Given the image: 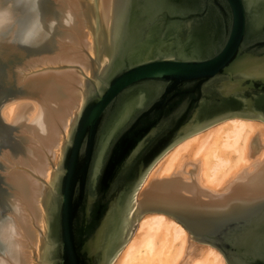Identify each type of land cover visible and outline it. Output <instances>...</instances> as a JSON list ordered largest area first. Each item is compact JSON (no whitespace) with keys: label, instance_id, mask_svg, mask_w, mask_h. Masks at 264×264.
Segmentation results:
<instances>
[{"label":"water","instance_id":"water-1","mask_svg":"<svg viewBox=\"0 0 264 264\" xmlns=\"http://www.w3.org/2000/svg\"><path fill=\"white\" fill-rule=\"evenodd\" d=\"M194 1L187 16L178 0H116L110 31L99 0L83 1L96 56L47 185L41 264H113L148 212L180 222L227 264H264V197L137 200L179 141L227 118L264 121V0Z\"/></svg>","mask_w":264,"mask_h":264},{"label":"bare ground","instance_id":"bare-ground-1","mask_svg":"<svg viewBox=\"0 0 264 264\" xmlns=\"http://www.w3.org/2000/svg\"><path fill=\"white\" fill-rule=\"evenodd\" d=\"M83 1L0 4V19L7 26L2 24L0 30L5 50L16 49L11 46L12 15L7 5L19 13L12 21L19 26L16 34H22L21 56L13 72L4 75L14 86H8L1 106L5 119L0 123V264H41L49 228L47 185L84 100L85 81L92 76L96 56ZM115 1L99 0L106 31L111 29ZM40 63L45 65L20 75L23 68ZM65 63L71 67L55 69ZM26 98L35 100L30 99L31 105ZM138 192L137 200L201 205L264 197V121L227 118L186 137L157 161ZM113 264L226 261L214 246L195 243L180 222L148 212Z\"/></svg>","mask_w":264,"mask_h":264},{"label":"rangeland","instance_id":"rangeland-1","mask_svg":"<svg viewBox=\"0 0 264 264\" xmlns=\"http://www.w3.org/2000/svg\"><path fill=\"white\" fill-rule=\"evenodd\" d=\"M2 1L3 0H0V4L2 3ZM6 6V5H5ZM6 11L8 12V14H10V15H12V17L11 18H9L8 19V27H9V29H11V38H10V40H11V46H13L14 48H16L15 50L13 49V51H12V49L10 48V49H8V51H6V52H8L9 53V57H11V59H9V63H7L6 64V62L5 63H3V62H1L0 63V123L1 122H3L2 121V118H4L5 119V116L2 114V110H1V106H2V102L4 101V97H5V91L7 90V88H8V86H10L9 88H13V84L11 85V82H9V80H7L6 78L4 79V75L6 74V76H9L12 72H13V69L15 68V65L17 64V61L19 60V57L21 56L20 54L22 53V49H20L19 50V48H18V46H20L21 47V44L19 43V37H20V35H22V34H20V35H18V34H16L17 32H15L17 29H19L18 27L19 26H15L14 24V22L13 21H15L16 20V16L19 14L18 12H16L15 10H14V6H12V5H7L6 6ZM12 18H13V21H12ZM4 22L2 21V18L0 19V30H1V28H2V24H3ZM19 25H22L21 23L19 24ZM3 27L4 28H6L7 26H6V24H3ZM89 29H91L90 27H89ZM6 35V34H5ZM2 40H3V36H2V32L0 31V42H2ZM22 48V47H21ZM20 59H22V58H20ZM67 63V62H66ZM65 63V66L63 65H61V64H64V63H61L60 65L61 66H58V65H56V68L55 69H57V70H65V68L66 67H71V65L70 64H66ZM42 65L44 66L45 64L44 63H40V64H37V66H35V68L33 67V68H29V66L28 67H26V68H23L22 69V74L20 73V75L22 76L23 75V73H26L27 74V72H29L30 71V69H31V71H34L33 69H40V67H42ZM46 65H48L47 63H46ZM49 65H52V64H49ZM38 67V68H37ZM63 69H62V68ZM27 68H29L28 70H27ZM59 68V69H58ZM68 68H66V70L68 69ZM8 70V71H7ZM86 76V75H85ZM87 77V76H86ZM91 78H92V76H91ZM89 79H90V76H89ZM14 83V82H13ZM27 99V102H34V101H32V100H30V99H33V98H26ZM30 100V101H29ZM33 100H35V99H33ZM32 103H31V105H32ZM30 108L32 109V106H30ZM30 109V110H31ZM4 124V123H3ZM138 195H139V192H138ZM1 216V215H0ZM48 227H49V224H48ZM193 241L195 242V243H197V244H202V245H205V243H201V242H198V241H196V240H194L193 239ZM207 245V244H206ZM209 245V244H208ZM223 255V254H222ZM224 257V256H223ZM225 259V258H224ZM226 261V260H225ZM226 264H227V262H226Z\"/></svg>","mask_w":264,"mask_h":264},{"label":"flooded vegetation","instance_id":"flooded-vegetation-1","mask_svg":"<svg viewBox=\"0 0 264 264\" xmlns=\"http://www.w3.org/2000/svg\"><path fill=\"white\" fill-rule=\"evenodd\" d=\"M178 1H180V2H186V6H185V8L183 7V9L184 10H182V9H179V11H182V12H184L187 16H189V15H192L193 14V12H195V11H193L194 10V8H196V6H194V3L196 2V1H194V0H178ZM176 4V3H175ZM178 6H180V7H182L181 5H178ZM188 7H189V9H188ZM190 9H193V10H191L190 11ZM190 12H189V11ZM168 12V11H167ZM189 12V13H188ZM170 17V16H169ZM169 17H168V19H169ZM186 17V16H185ZM184 20L186 19V18H184V16L182 17ZM194 22H195V20H193L192 21V23H191V26L194 24ZM186 23V22H185ZM185 23H184V25H183V29H184V31L187 29V26H185Z\"/></svg>","mask_w":264,"mask_h":264}]
</instances>
